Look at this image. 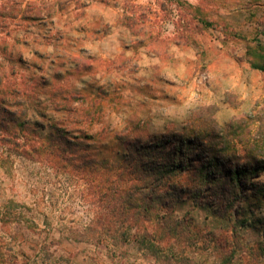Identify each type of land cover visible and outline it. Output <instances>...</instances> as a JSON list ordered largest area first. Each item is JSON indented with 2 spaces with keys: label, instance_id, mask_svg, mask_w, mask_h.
<instances>
[{
  "label": "rangeland",
  "instance_id": "rangeland-1",
  "mask_svg": "<svg viewBox=\"0 0 264 264\" xmlns=\"http://www.w3.org/2000/svg\"><path fill=\"white\" fill-rule=\"evenodd\" d=\"M253 62L264 0H0V264H264ZM210 120L236 125L238 158L194 136L164 183L151 169ZM103 182L149 187L124 214Z\"/></svg>",
  "mask_w": 264,
  "mask_h": 264
},
{
  "label": "trees",
  "instance_id": "trees-1",
  "mask_svg": "<svg viewBox=\"0 0 264 264\" xmlns=\"http://www.w3.org/2000/svg\"><path fill=\"white\" fill-rule=\"evenodd\" d=\"M143 27H146V26L143 25L142 28ZM251 65L256 69H260L264 71V64L253 62ZM3 110L4 112H7L6 108H4ZM11 121H12V118H11ZM206 123L207 124H205L203 127L201 126V124L200 125L198 124L199 127H196V125L195 127L194 126L187 127L186 133L189 136L181 137L180 139L175 141V151H173L175 158H173L171 161L161 160L160 162L156 163L155 168L151 169V171L153 172L155 171L154 172L155 174H162L164 183L165 181L166 182L172 181V178L176 176V173L178 171H184V170L191 169L190 167L192 166V164L189 163L188 161L187 162L181 161L180 156H183V152L185 151L186 146L190 147V145L194 143L193 141L195 139L194 136L197 137V140L200 139L202 142L208 141L211 145H213V146H210V151L211 153H213V155H216L217 153H222L224 156L229 155V156H232L233 158L236 156L235 145L233 144V142H235L236 140L238 142L244 141V140L241 141L238 138L239 135H238V130L236 129L237 128L236 125L234 123H228L227 125L223 126L215 122V120H210V122H206ZM193 124H196V123H193ZM193 124H191V126ZM158 145L159 143L157 144V146ZM178 154L180 156H178ZM187 157H190V156H187ZM235 158H238V157H235ZM213 159L215 158L213 157ZM205 165L207 167V162L202 163V165L199 168L200 173H202V177L200 180L208 181L209 184L213 182L217 183L218 178H219L218 174H213L211 170H207L205 168ZM215 165L217 169L220 171V164L217 163ZM193 168L196 169V167H193ZM240 168L241 167H235V168L228 169L229 170L228 183L233 184L234 187L237 188V190L242 191V189H244L246 186V180H244V175H246V173L248 172L250 174L258 173L259 170L262 168V165H258L255 167L247 166L246 169H242V168L240 169ZM140 179L142 178H138V180ZM105 183L103 182V185L100 186L101 191L103 192L102 195L106 198H110L114 202V205L116 206L118 205V207L122 209V213L124 214L127 213L126 211H127L128 206L130 208L139 207V205L136 206L134 204L136 203V201H139L142 199V198H138L137 200V197L139 196L138 194H141V188L144 189V188L149 187L147 185L142 186L139 184L138 186H131L126 191H121L117 187V185H112V187H110V186H107ZM250 185L255 186L253 182H251ZM155 190H156L155 188L152 189V192ZM156 193L157 195L159 194V192H156ZM199 195L200 194H196L195 197H198Z\"/></svg>",
  "mask_w": 264,
  "mask_h": 264
},
{
  "label": "crops",
  "instance_id": "crops-1",
  "mask_svg": "<svg viewBox=\"0 0 264 264\" xmlns=\"http://www.w3.org/2000/svg\"><path fill=\"white\" fill-rule=\"evenodd\" d=\"M253 73H255V72H253ZM249 84H250V87L252 88H255V89H257L258 90V92L259 93H262V87H263V83H262V81H257V83H255V81H250L249 82Z\"/></svg>",
  "mask_w": 264,
  "mask_h": 264
}]
</instances>
